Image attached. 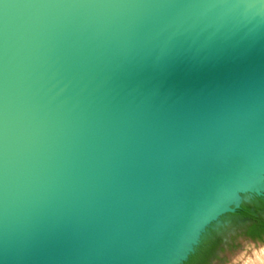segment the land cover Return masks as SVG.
<instances>
[{
  "label": "water",
  "instance_id": "95a60500",
  "mask_svg": "<svg viewBox=\"0 0 264 264\" xmlns=\"http://www.w3.org/2000/svg\"><path fill=\"white\" fill-rule=\"evenodd\" d=\"M264 197V0H0V264H183Z\"/></svg>",
  "mask_w": 264,
  "mask_h": 264
},
{
  "label": "trees",
  "instance_id": "16d2710c",
  "mask_svg": "<svg viewBox=\"0 0 264 264\" xmlns=\"http://www.w3.org/2000/svg\"><path fill=\"white\" fill-rule=\"evenodd\" d=\"M232 224L250 228L249 236L261 238L264 242V197H256L245 203L235 213L229 214ZM224 237L219 231L210 229L203 237L196 251L183 264H211L223 245Z\"/></svg>",
  "mask_w": 264,
  "mask_h": 264
},
{
  "label": "rangeland",
  "instance_id": "374dc122",
  "mask_svg": "<svg viewBox=\"0 0 264 264\" xmlns=\"http://www.w3.org/2000/svg\"><path fill=\"white\" fill-rule=\"evenodd\" d=\"M223 223L220 233L223 234L224 243L211 264H243L252 258L256 251L264 249V242L258 243L248 237L250 228L234 226L229 216L224 218Z\"/></svg>",
  "mask_w": 264,
  "mask_h": 264
},
{
  "label": "bare ground",
  "instance_id": "6f19581e",
  "mask_svg": "<svg viewBox=\"0 0 264 264\" xmlns=\"http://www.w3.org/2000/svg\"><path fill=\"white\" fill-rule=\"evenodd\" d=\"M243 264H264V249L256 251L255 255Z\"/></svg>",
  "mask_w": 264,
  "mask_h": 264
},
{
  "label": "flooded vegetation",
  "instance_id": "af4514ba",
  "mask_svg": "<svg viewBox=\"0 0 264 264\" xmlns=\"http://www.w3.org/2000/svg\"><path fill=\"white\" fill-rule=\"evenodd\" d=\"M251 240H253V241H257L258 243L259 242H263V240L261 239V238H252V237H250V236H248ZM223 243H224V241H223Z\"/></svg>",
  "mask_w": 264,
  "mask_h": 264
}]
</instances>
